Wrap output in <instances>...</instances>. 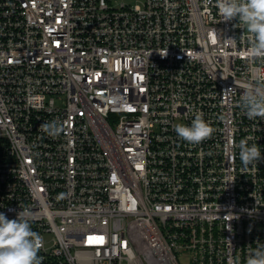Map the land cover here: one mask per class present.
<instances>
[{"label":"built area","instance_id":"2783aa9c","mask_svg":"<svg viewBox=\"0 0 264 264\" xmlns=\"http://www.w3.org/2000/svg\"><path fill=\"white\" fill-rule=\"evenodd\" d=\"M249 38L216 0H0V212L28 214L40 264H245L264 243ZM196 115L192 143L175 126Z\"/></svg>","mask_w":264,"mask_h":264},{"label":"clouds","instance_id":"9594fccd","mask_svg":"<svg viewBox=\"0 0 264 264\" xmlns=\"http://www.w3.org/2000/svg\"><path fill=\"white\" fill-rule=\"evenodd\" d=\"M216 5L223 19L237 18L238 23L250 33L249 55L264 56V0H216ZM254 79H262L258 70ZM240 99L250 119L264 115V88L250 84ZM175 131L180 138L198 143L208 137L212 129L202 116L196 115L190 124H177ZM261 157L257 144H248L243 139L239 142V158L244 166ZM27 215L20 210L14 218H8L0 212V264H40L37 253L41 237L30 227ZM234 264H239L238 258ZM245 264H264V243L249 252Z\"/></svg>","mask_w":264,"mask_h":264},{"label":"rangeland","instance_id":"374dc122","mask_svg":"<svg viewBox=\"0 0 264 264\" xmlns=\"http://www.w3.org/2000/svg\"><path fill=\"white\" fill-rule=\"evenodd\" d=\"M117 2L130 1V0H116Z\"/></svg>","mask_w":264,"mask_h":264}]
</instances>
